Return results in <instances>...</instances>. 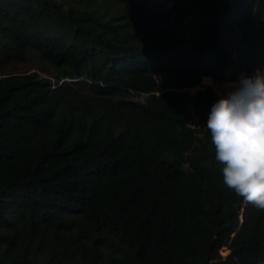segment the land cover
Returning a JSON list of instances; mask_svg holds the SVG:
<instances>
[{
  "label": "trees",
  "instance_id": "16d2710c",
  "mask_svg": "<svg viewBox=\"0 0 264 264\" xmlns=\"http://www.w3.org/2000/svg\"><path fill=\"white\" fill-rule=\"evenodd\" d=\"M259 67L264 0H0V264H264L182 89Z\"/></svg>",
  "mask_w": 264,
  "mask_h": 264
},
{
  "label": "clouds",
  "instance_id": "9594fccd",
  "mask_svg": "<svg viewBox=\"0 0 264 264\" xmlns=\"http://www.w3.org/2000/svg\"><path fill=\"white\" fill-rule=\"evenodd\" d=\"M206 128L223 185L246 205L264 211V70L211 107Z\"/></svg>",
  "mask_w": 264,
  "mask_h": 264
},
{
  "label": "rangeland",
  "instance_id": "374dc122",
  "mask_svg": "<svg viewBox=\"0 0 264 264\" xmlns=\"http://www.w3.org/2000/svg\"><path fill=\"white\" fill-rule=\"evenodd\" d=\"M189 20V18H187V21ZM181 30V29H180ZM177 31L176 34L177 35H188V36H194L196 34L197 31V27H196V23L194 22L193 26L192 25H187L185 26L181 31ZM20 71L23 70H28V69H32V70H37L42 76H48L49 72H47L46 70H51V68L47 65V63L43 60H40L38 58H33L30 62H25V63H21L19 66ZM257 69L260 70H264V67H259ZM257 69L254 70V72L252 74H249L248 76H253ZM160 78H165L166 74L161 73L159 74ZM241 83V80L239 81H230L228 79H224V80H210L207 81L206 78L203 77V79L195 86H187L182 88L183 90H186L189 96H192L193 94H195V92L200 89V88H204L206 86H210L212 88L213 93H215L216 95L222 97L227 95L229 92L233 91L235 87H238ZM162 85H165V83H163ZM167 87H171V81L168 82V84L166 83ZM232 88V89H231ZM228 89V90H227ZM231 90V91H230ZM221 253L223 254V256L226 258L228 256H230V252H228V249L224 246L221 247ZM257 261L259 263H264V254L259 255L257 257Z\"/></svg>",
  "mask_w": 264,
  "mask_h": 264
}]
</instances>
